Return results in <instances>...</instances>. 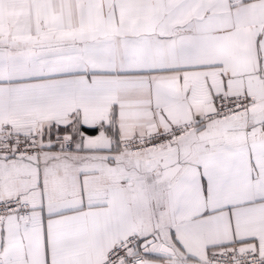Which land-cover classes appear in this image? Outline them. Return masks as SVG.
<instances>
[{"label":"snow or ice","instance_id":"obj_1","mask_svg":"<svg viewBox=\"0 0 264 264\" xmlns=\"http://www.w3.org/2000/svg\"><path fill=\"white\" fill-rule=\"evenodd\" d=\"M0 264H264V0H0Z\"/></svg>","mask_w":264,"mask_h":264}]
</instances>
